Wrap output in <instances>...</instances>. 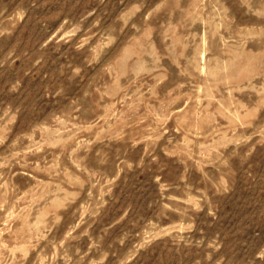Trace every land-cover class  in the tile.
<instances>
[{"label":"rangeland","instance_id":"rangeland-1","mask_svg":"<svg viewBox=\"0 0 264 264\" xmlns=\"http://www.w3.org/2000/svg\"><path fill=\"white\" fill-rule=\"evenodd\" d=\"M0 264H264V0H0Z\"/></svg>","mask_w":264,"mask_h":264}]
</instances>
